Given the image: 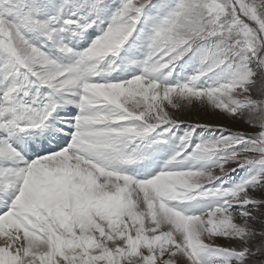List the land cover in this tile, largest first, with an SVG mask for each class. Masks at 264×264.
Returning <instances> with one entry per match:
<instances>
[{
	"label": "snow or ice",
	"instance_id": "1",
	"mask_svg": "<svg viewBox=\"0 0 264 264\" xmlns=\"http://www.w3.org/2000/svg\"><path fill=\"white\" fill-rule=\"evenodd\" d=\"M0 264H264V0H0Z\"/></svg>",
	"mask_w": 264,
	"mask_h": 264
},
{
	"label": "bare ground",
	"instance_id": "2",
	"mask_svg": "<svg viewBox=\"0 0 264 264\" xmlns=\"http://www.w3.org/2000/svg\"><path fill=\"white\" fill-rule=\"evenodd\" d=\"M48 123H49V129H50L49 133L56 134L57 130H62L63 129V124H62L61 119L59 118V116H56V119L54 118L53 120H50ZM44 134H48L47 130H45Z\"/></svg>",
	"mask_w": 264,
	"mask_h": 264
},
{
	"label": "rangeland",
	"instance_id": "3",
	"mask_svg": "<svg viewBox=\"0 0 264 264\" xmlns=\"http://www.w3.org/2000/svg\"><path fill=\"white\" fill-rule=\"evenodd\" d=\"M185 118H187V117H185ZM198 131H199V130H198ZM209 134H212V133H211L210 131L204 133L205 137H207V135H209ZM238 174H241V175H242V174H243V170L238 169V170H237V173H232L231 176H233V177H237Z\"/></svg>",
	"mask_w": 264,
	"mask_h": 264
}]
</instances>
